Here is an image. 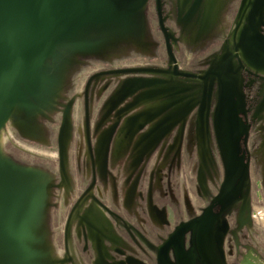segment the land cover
<instances>
[{
  "label": "rangeland",
  "instance_id": "374dc122",
  "mask_svg": "<svg viewBox=\"0 0 264 264\" xmlns=\"http://www.w3.org/2000/svg\"><path fill=\"white\" fill-rule=\"evenodd\" d=\"M9 3L21 27L44 26L20 72L0 28V264H159L176 228L240 183L211 247L217 264H264V0ZM7 12L0 0V24ZM213 71L242 130L236 174Z\"/></svg>",
  "mask_w": 264,
  "mask_h": 264
},
{
  "label": "water",
  "instance_id": "95a60500",
  "mask_svg": "<svg viewBox=\"0 0 264 264\" xmlns=\"http://www.w3.org/2000/svg\"><path fill=\"white\" fill-rule=\"evenodd\" d=\"M8 10H9V12H7V16L1 22L0 28L5 26L6 24H10L12 38H13V45H14V43L16 44V46H15L16 49L15 48L14 49L16 51H18V62L17 63H18V71L20 72V71H24L26 68L28 52H29L28 51V48H29L28 39H29V37L31 35H33L34 33L40 31L44 25L42 24L41 21H39V23L35 27L25 29L24 33L20 35L18 32V28L20 29L21 26H24L23 25V15H22L21 11L18 10L20 12V16L18 17V20L20 21V23L17 24V21H16L17 18L14 17L11 9H8ZM258 36H257L258 39H260L262 41V37L260 35H258ZM19 72H18V75H16V78H17L16 81H15V79L13 81L14 90H15L16 85L20 79ZM176 73L182 74V75H187L186 73L179 72L178 70H176ZM212 73L215 74L219 78V80L222 84V87H224V80H223L221 73L218 71H213ZM200 77L202 79H204L207 77V75H203ZM223 93H222V95H223V97H225V94H223ZM223 112H224V106H223V104H221L220 114H223ZM233 132H234V134L236 133L235 128L233 129ZM239 153H240V147L238 145L237 137L233 136V140H232V144H231V150H230V156H231L230 157V161H231L230 169L232 172L237 168V164L239 162V156H240ZM246 168H247V165L244 166V169H245L244 173L246 171ZM202 224H203L202 223V217H200V218H196V219L190 220L188 222L182 223L179 227H177L176 230L174 231V233L169 237V239L164 243V245L160 249L159 264H167V263L175 264L169 256V251L171 248H173L175 250L176 254H181L182 252L183 253L188 252L185 249V244H184L185 237H186L185 235L190 230H194L196 227H198L197 231H199V238H201L203 235V231L207 230V229L209 230L208 227H206V229H203ZM216 227H217V230H215V232L217 231V233H220L222 231L225 234L228 231V222L226 220H223L222 223L217 225ZM210 228H212V227H210ZM204 244H200V246H199V249L202 252L201 254L205 258V261L208 264H213L212 260L209 257V252L203 251V249L205 248Z\"/></svg>",
  "mask_w": 264,
  "mask_h": 264
},
{
  "label": "flooded vegetation",
  "instance_id": "af4514ba",
  "mask_svg": "<svg viewBox=\"0 0 264 264\" xmlns=\"http://www.w3.org/2000/svg\"><path fill=\"white\" fill-rule=\"evenodd\" d=\"M224 93L226 92L225 91V89H224V91H223ZM222 92V93H223ZM223 93V94H224ZM232 100L229 98V97H227L226 96V94H225V97H223L222 98V104H223V106H224V109H225V107L227 106V108H228V110H229V113L233 116V118L235 117V119L232 121V126H231V128H232V135L234 136V137H237V141H238V145H239V147H240V153H239V162H238V164H237V167L239 168V166H241V165H239L240 163H241V144H240V140H241V132H242V130H241V127H240V124H239V118H238V116H235L234 115V111H235V107H234V105H233V103L231 102ZM236 111H237V109H236ZM233 113V114H232ZM235 126V127H234ZM236 129V133L234 134V132H233V129ZM233 136H232V140H233ZM231 157V156H230ZM230 157H229V172H231V173H237V168L232 172L231 171V169H230V166H231V161H230ZM245 166V165H244ZM244 166H243V168H244ZM239 187H240V184H235L234 186H233V190H228V189H226V191H225V193L215 202V203H213V204H211V206H209V208L206 210V212L203 214V216H201L202 217V228L203 229H206V227H208L209 228V230L207 229V230H204L203 231V235H202V237L201 238H199V231H197V234H196V236L194 237L195 238V242H194V239H192V235L191 234H189L190 233V231L189 232H187V234L185 235L186 237H185V242H184V244L186 243V241L187 242H189V247L191 248V249H193L192 247L193 246H195V245H197L196 247H197V250H198V253L202 256V252H201V250L199 249V246H200V244H204L205 245V248L203 249V251H207V252H209V257H210V259L212 260V262H213V264H217V261H216V256H215V252L213 251V248L211 247V245H212V239H213V241H215V243L218 245H220L221 244V242H222V238H221V233H222V231L220 232V233H217V231L216 232H214V233H210V230H211V228L210 227H215V230H217V225H219V224H221L222 223V221L223 220H221L220 222H218L221 218H220V216L218 217L217 216V213L215 212V208H217V207H220V211H223L224 209H225V207H227V205H229V204H231L232 202H233V200L235 199V197H236V194H235V192H236V188L237 189H239ZM227 204V205H226ZM224 205H226V206H224ZM222 207V208H221ZM219 212V211H218ZM221 213V212H220ZM229 225V224H228ZM188 235H190V237H191V240L188 238ZM193 240V241H192ZM208 241H209V243H208ZM191 244V245H190ZM213 245H214V243H213ZM189 247H187V249H189ZM186 249V248H185ZM186 249V250H187ZM190 249V250H191ZM210 250H211V252L213 253V255L215 256H212V253L210 252ZM173 251H175L174 249H173ZM188 251V250H187ZM192 252V251H191ZM176 253V252H175ZM174 253V254H175ZM190 253V251H188V252H186V253H181V254H176L175 256H176V258L179 260V261H181V264H193V260H192V258H191V254H189ZM193 253V252H192ZM169 256H170V254H169ZM203 259V260H202ZM202 261H204V263H206V264H208L206 261H205V258L202 256ZM195 261H197V259H195ZM194 261V262H195ZM175 263V262H174ZM169 264V263H168ZM176 264V263H175Z\"/></svg>",
  "mask_w": 264,
  "mask_h": 264
},
{
  "label": "bare ground",
  "instance_id": "6f19581e",
  "mask_svg": "<svg viewBox=\"0 0 264 264\" xmlns=\"http://www.w3.org/2000/svg\"><path fill=\"white\" fill-rule=\"evenodd\" d=\"M6 6H7V10L8 9H11V5H10V3H9V0H6ZM11 11H12V9H11ZM8 12H9V10H8ZM12 13H13V15H14V12L12 11ZM9 14V13H8ZM15 16V15H14ZM47 15H45V17H46ZM44 22L42 21V24H43ZM24 31H25V28L24 27H21V30H20V32H19V29H18V32H19V34L21 35V34H23L24 33ZM255 44L258 46V47H260V48H264V45L262 44V41L261 40H259L258 39V42L257 41H255ZM14 46H16V44L14 43ZM16 48V47H15ZM16 79L17 78H15V81H16ZM224 89L226 90V88L228 87V84L227 83H225L224 82ZM228 89V88H227ZM230 156H228V158H229ZM244 168L242 167V169H241V173H240V176H239V179H241V178H244V175H245V173H246V171H245V173H244ZM241 188V183H240V187H239V189Z\"/></svg>",
  "mask_w": 264,
  "mask_h": 264
}]
</instances>
